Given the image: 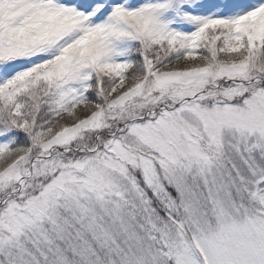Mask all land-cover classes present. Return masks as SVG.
I'll return each instance as SVG.
<instances>
[{
  "label": "snow or ice",
  "instance_id": "1",
  "mask_svg": "<svg viewBox=\"0 0 264 264\" xmlns=\"http://www.w3.org/2000/svg\"><path fill=\"white\" fill-rule=\"evenodd\" d=\"M0 264H264V0H0Z\"/></svg>",
  "mask_w": 264,
  "mask_h": 264
}]
</instances>
